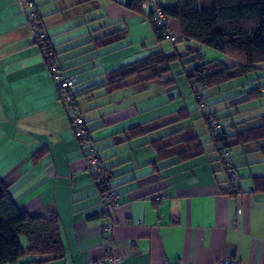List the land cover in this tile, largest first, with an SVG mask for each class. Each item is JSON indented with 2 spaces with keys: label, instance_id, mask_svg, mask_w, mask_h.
<instances>
[{
  "label": "crops",
  "instance_id": "crops-1",
  "mask_svg": "<svg viewBox=\"0 0 264 264\" xmlns=\"http://www.w3.org/2000/svg\"><path fill=\"white\" fill-rule=\"evenodd\" d=\"M31 1L63 73L76 78L74 91L86 112L99 168L120 194L111 212L115 225L108 249L101 194L32 40L28 9L20 0H0V176L20 210L58 215L65 250L63 258L37 264H96L109 251L122 258L118 264H264V192L255 191L253 182L264 175V156L246 146L231 153L236 189L223 193L225 174L206 127L191 116L195 104L188 109L181 101L170 102L161 94L170 88L163 78L132 76L123 90L88 91L120 66L163 51L147 10L130 9L127 0ZM173 2L166 0L169 6ZM171 28L178 38L176 20ZM106 37L117 39L99 45ZM200 57L223 55L204 47ZM147 91L161 96L142 97ZM231 120L221 121L225 134L248 125ZM139 125L161 134L150 140L129 137ZM192 142L203 152L182 159Z\"/></svg>",
  "mask_w": 264,
  "mask_h": 264
},
{
  "label": "trees",
  "instance_id": "trees-1",
  "mask_svg": "<svg viewBox=\"0 0 264 264\" xmlns=\"http://www.w3.org/2000/svg\"><path fill=\"white\" fill-rule=\"evenodd\" d=\"M142 1L127 0L126 6L140 11ZM164 11L171 18V21L176 20L178 24L179 39L170 42L174 48L179 43L195 42L200 47L210 48L221 53L223 58L205 61L200 57V47L199 49L187 47L184 53H179L176 49L170 54L156 51L120 66L112 71L103 82L89 86L88 91L101 87L108 91L121 89L127 85V79L132 76H141L143 81L159 80L162 75L169 72L170 63L177 59L181 65V74L191 92L195 97L200 95L202 101L205 102V106H201L200 100L196 99L198 101L196 107L201 110L209 105L205 91L246 75L256 70L259 62H264V0H174L170 6L165 0ZM147 17L151 22L148 12ZM27 19L30 20L28 17ZM38 20H40L43 30L40 16ZM151 24L156 40L158 42L166 40L152 22ZM116 39L117 37H106L98 44L107 45ZM46 40L49 41L47 35ZM34 42L46 63V50L42 48L41 41L35 40ZM49 45L57 56L51 42ZM185 56L191 57L182 59ZM224 59H231L232 63H227ZM171 81L173 80L170 79L164 83ZM260 94L259 89L250 90L244 99H254ZM73 96L75 104L78 105L77 97L80 94H76L73 90ZM200 116L207 130L211 150L216 153L218 165L225 174L224 183L226 186L221 191L226 194H234L236 186L233 184V179L236 177V173L234 166L230 164V151L234 146H246L264 156V142H260L264 140V114L259 116L258 122L250 123L245 129L232 134H225L215 111L201 112ZM214 120L219 124L216 131L211 127V122ZM82 124L90 132L84 117ZM70 126L74 132V126L71 123ZM150 130L152 128L146 125H139L131 128L128 134L131 138L139 137ZM196 138L193 137L190 140L195 141ZM192 144L189 146L190 148L184 150V155L180 154L182 159L203 152V149L194 145L195 142ZM252 144H255V147ZM153 145L157 147V141H153ZM79 146L81 147L80 144ZM91 174L94 179V175L98 172ZM99 174H103V172L100 171ZM104 176V179L96 184L100 194L106 187H110L106 183V175ZM253 182L255 191L264 192V175L254 176ZM21 236L25 237V244H22ZM64 255L65 250L58 215L51 212L45 215L32 216L20 210L0 176V264H16L26 256H31L33 259L24 264H37L61 259Z\"/></svg>",
  "mask_w": 264,
  "mask_h": 264
},
{
  "label": "built area",
  "instance_id": "built-area-1",
  "mask_svg": "<svg viewBox=\"0 0 264 264\" xmlns=\"http://www.w3.org/2000/svg\"><path fill=\"white\" fill-rule=\"evenodd\" d=\"M164 1L165 0H143L142 8L146 9L149 13V17L154 26L160 31L161 35L168 41H176L175 34L172 32L171 28V18L164 11ZM21 5L28 9L26 11V17L30 20L28 21L29 30L31 32L32 40H38L42 43V48L46 50L48 70L52 78L54 87L59 95L61 104L64 107L66 116L71 125L74 126L75 136L77 138L78 144L81 145L83 149L84 159L86 162V170L90 173H97L94 175V183L98 184L104 179V174H99L101 171L98 165V155L96 149L92 146V136L83 126V115L78 109V105L74 102L73 90L76 82V78L71 75H66L62 71V66L55 55V52L50 48L48 40H46V33L41 29L40 20L38 17L39 13L33 8L31 0H20ZM28 13V14H27ZM28 20V19H27ZM196 99L200 100V105L205 106V102L202 101L200 95L196 96ZM211 127L216 131L219 128L217 121L211 122ZM234 176V174H232ZM119 191L116 187L110 186L106 187L101 194V201L103 204L104 223L102 225V233L104 234V243L107 248L111 247V232L113 226L115 225L114 220L111 218V212L119 204ZM122 261V258L117 255H113L110 251L107 253L104 259L99 260L96 264H118ZM212 264H238L236 261L232 260H222L214 262Z\"/></svg>",
  "mask_w": 264,
  "mask_h": 264
},
{
  "label": "rangeland",
  "instance_id": "rangeland-1",
  "mask_svg": "<svg viewBox=\"0 0 264 264\" xmlns=\"http://www.w3.org/2000/svg\"><path fill=\"white\" fill-rule=\"evenodd\" d=\"M161 46L162 50L166 54H170L174 52L176 49L179 53H184L187 47L199 49V45L195 42L190 43H179L176 44L175 48L168 40H163L158 47ZM202 50L203 47H200ZM191 56H185L182 59H189ZM227 63H232L231 59H224ZM182 69L180 62L176 59L170 63V70L168 73L162 75L164 82H167L166 79H172L174 82L164 83L163 85H167L170 87L168 92L161 93L162 95L168 96V100H178L183 102V104L188 106V109H192L191 104L197 105L198 101L196 97L191 92L190 87L187 85L184 77L181 74ZM174 86V87H173ZM125 89V88H123ZM121 89V90H123ZM261 92L260 96L254 99H244L248 96V92L250 90H257ZM150 91L142 92V97H147V99H156L160 98V92L156 94H149ZM123 95V94H121ZM205 95L208 96L209 105L199 110L198 107L196 109H192L191 116L195 119L201 120L202 113H208L213 110L216 111L220 121H223L225 124L229 123V121L233 120H243L240 124H254L259 121V116L264 114V62H259L257 64V69L243 76H239L234 78L231 81H228L218 87L205 91ZM108 97V96H107ZM104 98V97H103ZM102 98V99H103ZM110 97H108L109 99ZM79 111L82 113L83 117L85 116L84 108L78 105ZM183 109H179L176 111V117L181 115ZM198 116V118L194 117ZM191 117V118H192ZM161 134V133H160ZM157 130H150L146 134L142 135L143 139L150 140L152 138L158 137L160 135ZM140 137V138H142ZM138 137V139H140ZM261 143L264 140L260 141ZM159 145V144H158ZM255 147V144H252ZM233 149V150H232ZM231 149V153L233 154L235 151L239 149V146H234ZM22 244H25L26 240L24 236L20 237Z\"/></svg>",
  "mask_w": 264,
  "mask_h": 264
}]
</instances>
